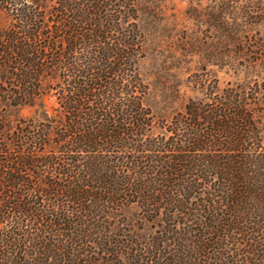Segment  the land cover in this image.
<instances>
[{
  "label": "trees",
  "instance_id": "trees-1",
  "mask_svg": "<svg viewBox=\"0 0 264 264\" xmlns=\"http://www.w3.org/2000/svg\"><path fill=\"white\" fill-rule=\"evenodd\" d=\"M236 11L244 79L166 120L140 0H0V264H264V0Z\"/></svg>",
  "mask_w": 264,
  "mask_h": 264
},
{
  "label": "rangeland",
  "instance_id": "rangeland-1",
  "mask_svg": "<svg viewBox=\"0 0 264 264\" xmlns=\"http://www.w3.org/2000/svg\"><path fill=\"white\" fill-rule=\"evenodd\" d=\"M140 2L147 35L141 72L149 87L147 103L157 117L169 119L198 95L191 81L195 75L205 78L208 74V79L215 78L220 87L244 79L245 74L231 65L234 48L222 42L231 31L228 28L233 27L236 8L255 0ZM5 22L0 13V27Z\"/></svg>",
  "mask_w": 264,
  "mask_h": 264
}]
</instances>
